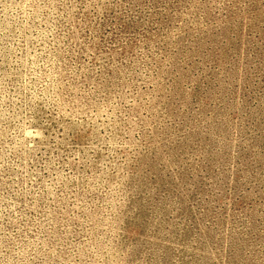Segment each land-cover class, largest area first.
Returning <instances> with one entry per match:
<instances>
[{
  "label": "rangeland",
  "instance_id": "1",
  "mask_svg": "<svg viewBox=\"0 0 264 264\" xmlns=\"http://www.w3.org/2000/svg\"><path fill=\"white\" fill-rule=\"evenodd\" d=\"M0 264H264V0H0Z\"/></svg>",
  "mask_w": 264,
  "mask_h": 264
}]
</instances>
